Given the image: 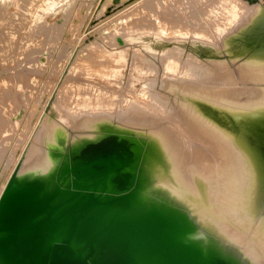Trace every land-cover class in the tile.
<instances>
[{
  "label": "bare ground",
  "instance_id": "obj_1",
  "mask_svg": "<svg viewBox=\"0 0 264 264\" xmlns=\"http://www.w3.org/2000/svg\"><path fill=\"white\" fill-rule=\"evenodd\" d=\"M218 2L233 13V96L187 82L177 112H66L92 133L66 161V129L47 116L17 180L0 173V264H47L60 252L88 264H264V7Z\"/></svg>",
  "mask_w": 264,
  "mask_h": 264
},
{
  "label": "rangeland",
  "instance_id": "obj_2",
  "mask_svg": "<svg viewBox=\"0 0 264 264\" xmlns=\"http://www.w3.org/2000/svg\"><path fill=\"white\" fill-rule=\"evenodd\" d=\"M107 2L0 0V173L12 170L17 180L47 116L66 129V161L69 146L87 144L83 136L92 134L74 129L66 112H177L172 105L184 101L187 94L181 90L188 83L223 88L221 96H233L237 70L225 43L233 29L229 8L219 7L218 0ZM243 2L264 7V0ZM15 15L18 21L11 26L8 20ZM174 48L181 59L167 56ZM189 58L222 77L186 65ZM151 85L168 100L166 106L154 99ZM116 116L114 123L122 125ZM5 119L14 124L11 131ZM117 262L144 264L138 259Z\"/></svg>",
  "mask_w": 264,
  "mask_h": 264
},
{
  "label": "water",
  "instance_id": "obj_3",
  "mask_svg": "<svg viewBox=\"0 0 264 264\" xmlns=\"http://www.w3.org/2000/svg\"><path fill=\"white\" fill-rule=\"evenodd\" d=\"M19 200V199H18ZM3 202V201H2ZM0 204H2V203H0ZM6 205V208H7V204H5ZM4 205V206H5ZM20 205L21 206H26V205H24V204H22V203H20ZM1 206H0V211H1ZM63 250V249H62ZM60 255V254H59ZM61 257V256H60ZM47 264H86L84 261L83 262H78V261H76V262H66V261H64L63 259H61V258H59V256L58 257H54V258H52L50 261H48V263Z\"/></svg>",
  "mask_w": 264,
  "mask_h": 264
},
{
  "label": "flooded vegetation",
  "instance_id": "obj_4",
  "mask_svg": "<svg viewBox=\"0 0 264 264\" xmlns=\"http://www.w3.org/2000/svg\"><path fill=\"white\" fill-rule=\"evenodd\" d=\"M60 254V255H59ZM60 257V256H62V253L60 252V253H58L56 256H55V258L56 257ZM64 261H66V262H76L77 260H72V259H63ZM78 262H80V261H78Z\"/></svg>",
  "mask_w": 264,
  "mask_h": 264
}]
</instances>
